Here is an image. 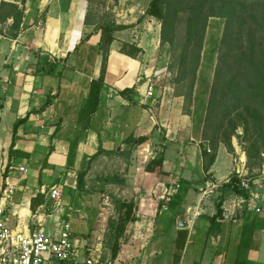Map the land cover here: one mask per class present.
<instances>
[{
  "label": "crops",
  "instance_id": "0c3cea01",
  "mask_svg": "<svg viewBox=\"0 0 264 264\" xmlns=\"http://www.w3.org/2000/svg\"><path fill=\"white\" fill-rule=\"evenodd\" d=\"M2 3L8 6L0 12V192L6 185L12 188L5 203L11 230L27 234L38 228L52 235L68 222L74 264L83 262L87 250L108 259L102 254L103 239L95 245L90 242L98 185H110L129 193L118 203H133L135 219L142 216L144 204L160 208V218L148 229L150 237L169 233L173 243L183 238L182 248L188 236L198 238L188 264H264V166L253 173L252 180L258 183L253 187L255 199L226 191L233 175L249 178L236 140L231 141L232 154L221 144L213 148L204 142V109L202 116L184 113V98L170 86H156L146 98V81L162 72L154 57L159 38L128 40L119 31L112 33L104 80L97 102L88 110L91 84L99 78L102 64L101 31L88 3ZM11 6L22 13L16 31ZM10 148L16 152L11 156ZM98 149L114 154L92 159ZM127 150L128 157L122 153ZM157 158L163 160L162 174L146 172L147 164ZM117 167L120 170H114ZM108 168L122 175L103 179L98 173ZM83 172V187L78 190V174ZM94 172L96 184H90ZM211 181L218 184L217 190L201 197L199 190ZM176 184L178 188L167 196L168 188ZM51 188L60 194L56 201L48 198ZM37 195L43 203L32 212L30 201ZM123 217L122 211L119 219ZM138 226L137 220L128 223L125 234L133 229L134 237L140 235ZM124 255L119 250L112 260L119 264ZM129 261L125 255L124 264ZM175 263V258L170 261Z\"/></svg>",
  "mask_w": 264,
  "mask_h": 264
},
{
  "label": "trees",
  "instance_id": "16d2710c",
  "mask_svg": "<svg viewBox=\"0 0 264 264\" xmlns=\"http://www.w3.org/2000/svg\"><path fill=\"white\" fill-rule=\"evenodd\" d=\"M85 1L88 5L91 3V0ZM5 6L8 4L0 5V12ZM11 8L14 10L12 29L16 31L22 13L14 6ZM146 15L155 18L160 24V44L182 47L177 77L178 82H188L190 93H194L199 82L208 21L224 20L211 82L205 92L207 100L203 111L202 139L213 148L221 144L232 154L231 141L235 138L245 155L248 177L255 179L253 173L260 171L264 165V0H151ZM85 19L84 24H87V16ZM122 29L121 26L100 28L102 64L99 78L91 84L88 110L97 102L104 80L107 51L113 41L112 33ZM129 48L135 53L139 52L135 47ZM127 55L133 56L131 53ZM183 98L186 104L192 101L190 94ZM184 113L191 114L190 110H184ZM238 130L240 133H237ZM145 141L134 142L132 146ZM130 151L122 153L128 157ZM15 153L10 148L9 156ZM102 154L110 156L114 152L98 149L92 159ZM162 161V158L150 161L146 172L162 174ZM84 176V172L78 174V190L83 187ZM109 182L117 183L114 180ZM224 189L248 198L247 191L240 187L236 175L229 179ZM42 203L43 197L37 195L30 201V210L34 212ZM119 210L124 212V217L118 219L114 227L111 260L117 257L118 239L126 225L136 221L133 203L119 204Z\"/></svg>",
  "mask_w": 264,
  "mask_h": 264
},
{
  "label": "rangeland",
  "instance_id": "374dc122",
  "mask_svg": "<svg viewBox=\"0 0 264 264\" xmlns=\"http://www.w3.org/2000/svg\"><path fill=\"white\" fill-rule=\"evenodd\" d=\"M150 1L91 0V3L88 5V12L92 16V21L97 26L96 29H100L103 26L112 27L117 25L123 28L119 32L128 40L146 35L152 39L155 38V40L159 38V46L155 51L154 57L158 61V66L162 68V72L157 85L160 87L170 86L176 95H181L182 97L190 94L192 101L187 104L185 103L184 110H190L195 117L198 115L202 116V110L207 100L205 92L211 82L224 20L210 19L208 21L201 53L199 82L194 93H190L188 82H178L177 77L178 60L181 56L182 47L179 45L169 47L166 44H160V24L155 18L146 15ZM237 133H240V130ZM233 139L235 140V138ZM122 169H124L123 166ZM114 170H120V167ZM98 174L103 179L104 176L122 175L121 171H113L111 173L110 168L108 170L104 169ZM255 174H258V172ZM90 177L91 179H88L90 184H96L95 178L97 177V173L94 172V174L89 175ZM98 186L101 191L97 190L94 218L91 223L94 235H92L93 242H90V245H95L96 241L101 242L103 239L102 254L105 258H111L110 252L114 240V227L122 215L118 202L129 196V193H123L124 190H121L117 186ZM149 210H152V212ZM158 210L160 209L156 208L155 204L151 206L144 204L141 206L140 214L142 216L136 218L140 226L136 227L135 230L142 233L134 237L133 229L130 230L129 234H125L124 232L118 239L119 250H121L122 254L125 253L127 258H130V264H170V261L174 258L176 263L179 261V264L191 263V251L199 246L198 238L195 236H188L185 248L181 246L184 241L183 238H180L177 243H173L172 236L169 233L164 235L158 234L155 237L149 236L150 231L148 229L152 228V222L160 218ZM188 247L189 249L187 250ZM124 258L122 261H118V263L124 264ZM78 261H81V258Z\"/></svg>",
  "mask_w": 264,
  "mask_h": 264
},
{
  "label": "built area",
  "instance_id": "2783aa9c",
  "mask_svg": "<svg viewBox=\"0 0 264 264\" xmlns=\"http://www.w3.org/2000/svg\"><path fill=\"white\" fill-rule=\"evenodd\" d=\"M160 75H154L152 79L146 81V98L152 97L154 87L158 86ZM207 152H209L208 149ZM19 171L24 172L22 168ZM236 176L240 187L247 191L249 198L255 199L253 187H258V183L241 173ZM177 188V184L174 188H168L166 195L171 196ZM217 188L216 182L206 183L204 188L199 190L201 197L213 194ZM11 195L12 188L9 185H6L0 192V264H74L76 252L72 245L70 224L63 222L52 235L38 228H33L27 234L13 231L9 228L5 216V203L10 200ZM59 197L57 189L49 190V199L56 201ZM87 254L80 264H116L110 258L101 260L100 257L93 256L89 250Z\"/></svg>",
  "mask_w": 264,
  "mask_h": 264
},
{
  "label": "water",
  "instance_id": "95a60500",
  "mask_svg": "<svg viewBox=\"0 0 264 264\" xmlns=\"http://www.w3.org/2000/svg\"><path fill=\"white\" fill-rule=\"evenodd\" d=\"M142 140H139V142H141Z\"/></svg>",
  "mask_w": 264,
  "mask_h": 264
}]
</instances>
